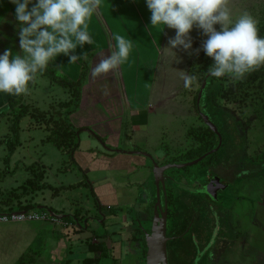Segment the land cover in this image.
Segmentation results:
<instances>
[{"label":"rangeland","instance_id":"1","mask_svg":"<svg viewBox=\"0 0 264 264\" xmlns=\"http://www.w3.org/2000/svg\"><path fill=\"white\" fill-rule=\"evenodd\" d=\"M121 6L122 5L118 4L116 8H120ZM123 7L124 14L121 18H118V16L114 15V13L112 14L113 16L109 17H106L100 11L99 13L97 10L94 13V19H92L90 22V30L93 31L92 26H94L95 31H93V36L96 48L91 50V52H86L84 55L82 62L83 65L80 68L78 76L81 75L85 62H88V65H90L92 61H95L97 55L106 49V42L109 41L112 34L110 31L116 35L122 34L123 32L121 29L123 27L126 31V34L129 35V39L132 41V43L135 42L137 44L138 41V45L136 47L139 51L138 55L140 57V61H138L136 69L139 70V82L142 83L138 85L137 98L135 99L137 104L135 105H140L146 114L145 120L143 121L142 119V122H146V118L148 117L147 114L153 115L154 118L150 119L147 125H134L131 120H128V122L125 121L127 123H122L121 133H119L117 132L119 130L110 127L111 125L106 127L104 126V122H99L98 120L102 121L101 117L94 116L97 117L98 124H96L93 120H87L90 121L89 123H91V126L94 125L92 126L93 128L88 129V133L90 134L88 138H91L92 140L96 139L97 142L95 141L92 143V146L96 148H99L100 144V146H103V148L108 147L110 149L125 150L129 152L145 151L151 153L155 158L159 159L164 157L166 150L169 154H179L177 157L178 161H187L193 159V157L195 158L196 154L198 153L197 151L202 147L201 146L197 149V146L204 143L207 139L206 125L197 113L194 105V96L202 84L201 73L199 69L204 64L207 56L201 47L206 37L202 34V30L194 27L190 32V37L193 42L192 48L184 50L181 46L174 49V51L177 53V59H174V57L168 51L162 50V48L168 46V40L170 37H174L175 30L166 27L164 35L161 38L162 28L157 29L151 27L150 22H148V18L145 19L147 22L145 23L144 19L141 15H139L136 9L134 13H131L129 6L123 5ZM227 7L230 9L233 18H236L240 14L247 12L256 20L257 24H264V0H227ZM101 8L103 11L104 6H101ZM142 15L145 17V14ZM215 27L219 30V25H216ZM101 45L103 48L99 50ZM197 49H200L199 52H197ZM130 59L131 58H129V60ZM129 60L120 67V73L122 75L120 77L121 85L123 89H125L127 95L131 94L130 80L132 81V79L127 74V72L130 70H126V67L130 66ZM130 62L132 64V61ZM141 65H143V68H141ZM121 68H123V70H121ZM43 80L44 78L39 79L38 84H43V82H41ZM227 83L228 82H225V84L223 83V86H225ZM47 88L48 87L46 86H42L40 89L38 88V91L40 90L43 94L45 93V95H41V100L38 105L43 107L44 103H47L48 108L53 103L55 106H52L54 108H58L59 104L53 102V99H57L54 97L55 94H53L52 91H45ZM215 88V92L217 94L221 87L217 85ZM50 93H52V100L50 97L47 98V95ZM84 93L85 87L82 91L83 96ZM63 100H66V95ZM207 100H209V98L203 99L201 101L200 110L202 113L213 118L214 121L217 122L218 120L217 125H222L224 123L228 125L227 132L231 138L230 142L232 141V143L236 146V155L233 159V162H238V165L241 166L244 160L245 162L249 163L250 161H253L251 160L253 158L255 162L260 159V155L264 150V127L259 123V121L256 120L246 124L248 118L252 115L250 106L246 104L226 102L224 99L217 97L213 98L211 100V105L208 106ZM148 103L150 104L149 106H147ZM51 108L49 107L50 110ZM98 108L102 109L100 105ZM207 108L211 112L216 110L217 120L216 118L212 117V114L209 115ZM86 109H88V107L84 105V101L82 100L79 110ZM128 112L131 113V110L126 108L125 114H128ZM130 118L131 117L128 116V119ZM68 121L73 126L77 127L76 123L78 122L76 121L78 120L69 118ZM83 121H85V118ZM28 122V124L33 127H37L38 125V123L33 122L32 119L30 121L28 120ZM41 124L43 125V122ZM2 125L3 121L0 123V131L4 127V125ZM219 128L220 130L222 129L223 133L225 134L224 128L221 126ZM28 130L35 138H31L32 141H35L31 143V145L34 147L37 146L36 148H32L30 150L31 154L35 156L40 155V157L43 155L44 160L51 163L50 165L52 167V171L48 177V181L56 184H61V181L64 183L80 182V180L83 178V173L79 168H74V170H68L64 172L60 171L57 176L54 175V172L57 171L58 166H60V162H68L66 159L67 155H62L60 150L57 149V147L51 142L42 144L38 139L43 138L45 133L39 127ZM93 131L95 134L98 132L102 133L104 142L99 141V138L94 136ZM125 131L129 132V138H127L126 133L124 134ZM82 137L83 138L81 139L79 135L76 140L80 147L85 146V142L87 140V136L85 134H83ZM37 142H40V144ZM128 154L130 158L127 160L121 159L119 155H114L113 158L110 159L111 166L123 168L131 166L133 169H138L137 166L148 162V159L143 155L136 153ZM169 154H167V156H170ZM105 156L101 155L98 151V153L94 155V159L92 161L93 165L97 166L104 163V165L109 166V159ZM116 157L121 161L116 160ZM193 166L194 165H192V167ZM116 169L117 168H115V170ZM126 171L127 173H124V171L121 174L124 175L126 180L130 179L133 185H130V182H127L126 184H123V186L119 185V187H117L116 196L118 200H122L127 203L126 205H123L121 210L122 214H127V210L132 208L129 203L132 201L133 203H137L138 201H136L134 197H136L138 194L141 195L139 193L140 184L138 185L135 183V181L138 179V175H135V173L134 175L132 174V176L135 178L133 179L132 176H129L128 174L129 168H127ZM111 179L113 180L112 182H114L113 177H111ZM253 189L255 192L253 194H255L256 197V206L258 210L254 230L255 241L253 244L255 246L257 259L256 264H264V178L258 179L255 175V184ZM45 192L48 193L46 198L48 203L54 206L56 203H60L66 210L71 212L75 210H82V214H84L85 209L89 210L94 206V198L91 194V190L82 182L74 188L61 190L59 194L54 195L52 198L50 197V191ZM137 200L142 201V199L139 197ZM112 211H116L115 214L112 213L111 215L106 216L105 221V224L107 225L106 229L109 234L117 228V223H123L119 219L118 210L114 208ZM97 215H100L99 212H97ZM117 230L118 231H115V233L121 232L120 229ZM123 234L125 237L127 236L125 233ZM111 238L114 240L116 237L112 236ZM123 248L121 250L123 264H127ZM83 249L84 251L75 254L76 256H74L73 260L69 262L70 264H78L79 259L81 260V258L91 255V252L86 250L85 247H83ZM45 251L46 252H44V256L47 255L48 250L45 248ZM66 263L67 262L65 261V258H61L60 264Z\"/></svg>","mask_w":264,"mask_h":264},{"label":"crops","instance_id":"2","mask_svg":"<svg viewBox=\"0 0 264 264\" xmlns=\"http://www.w3.org/2000/svg\"><path fill=\"white\" fill-rule=\"evenodd\" d=\"M118 4L122 6L120 8H116ZM123 5L129 6L131 13H134L136 9L139 15H141L144 19L145 23H147L145 20L146 18H148V22H150V12L147 9L145 0H103V11L101 10V7L97 9V11L102 12L106 17L113 16L112 14L114 13V15H117L118 18H121L124 14ZM14 10L15 5L12 4L10 0H0V53H3L6 49H11L13 53L20 52V29L18 27V22L15 19ZM142 14H145V17ZM92 19H94V17H92L89 21V32L91 31L90 22ZM92 28L93 31H95L94 26H92ZM148 28L150 29L149 26ZM165 29L161 30V38L164 35ZM93 31L90 33L93 37V44L89 45L86 43L83 47L78 46L75 50V54L83 55L80 56L76 61L69 62V57L63 54L58 56L53 61V66L57 74L65 75L70 79H77L79 77L78 74L80 72L81 66L83 65L82 62L84 55L86 52H91V50L96 48ZM121 31L123 33L118 35L125 36V38L129 39V35L126 34V31L123 27ZM110 32L112 34L109 41L106 42V49L97 55L95 61H92L90 64L91 66L88 65L89 68L87 71V77L82 85L83 88L85 87L84 96L82 94V88L79 107L75 112L70 114L69 118L78 120L76 121L78 122L76 123L77 127L84 126L85 128L87 127L89 129L93 128L92 126L94 125L91 126V123H89L90 121H87L93 120L96 124H98V121L104 122V126L106 127L111 125L110 127L119 130L117 132L121 133L122 123L125 121L128 122V120H131L134 125H147L148 121L154 117L153 115L147 114L148 117L146 118V122H142L140 116L142 117L143 113L145 112L140 105H135L137 104L135 99L137 98L138 85L142 83L139 82L138 75L140 73L139 70L136 69V65L138 61H140V57L138 55L139 51L136 47L138 45V41L137 44L133 42V49L129 56L131 59H128L130 66L126 67V70H130L127 72V74L132 79V81L129 79L131 86L130 95H127L125 89H123L121 85L120 77L122 75L120 73V68H118L115 73L110 72L95 77L91 74L92 68L96 63L99 62L100 58L103 55L110 54L109 49L114 48L115 46L114 35L116 34L112 31ZM101 48H103L102 45L100 46L99 50H101ZM130 61H132V64ZM141 68H143V65H141ZM121 70H123V68H121ZM43 78L44 80L41 81L43 84H38V80ZM42 86L48 87L45 89V91H52V93L55 94L54 97L57 99H53V102L56 103L63 101L65 95L67 99V88L54 84L47 77L40 74H37L33 85L29 86V90L26 94L14 95L0 92V112H5L4 114L0 115V123L3 121L4 125L0 131V210H5L8 208H11L12 211L24 210V206L30 204V206L33 205V208L36 209H39L40 206H47L54 210L57 214L67 213L71 214L72 217L67 216L61 219L62 223L56 224L50 221L0 222V264H14V262L17 261L22 255L26 256L28 259L34 256L33 264H60L61 258L63 257L67 262L66 264H70L69 262L73 260V257L76 256V253L84 251L83 247L88 250L87 242H100L108 249L109 255L101 259L99 264H123L121 250L122 246L126 244L127 237H125L123 233L127 235L129 231L133 230V226L132 224H127L129 220L128 215L121 213L123 205H126L127 203L122 200L119 201L116 196V192L119 185L123 186V184H126L127 182H130V185H133L130 179L126 180L124 175L121 173L124 171V173H127L126 169L129 168L128 174L129 176H132V174L134 175L135 173L133 172L135 168L133 169L131 166L124 168L112 167L110 164V159H112L114 155H119L121 159L127 160L130 158L128 153L115 152L113 150H109L106 147L103 148V146H100V144L99 148H96L92 146V143H94L96 139L92 140L91 138H88L90 134L88 133L87 129V131L83 130L81 133H79L81 139L83 138V134L87 136L85 146H78L77 150L73 153V163H71V165L68 162L66 163V161H62L63 164L60 162V166H58V170L54 172V175L57 176L60 171L64 172L68 170H74V168H79L82 170L83 178L81 180H83V182L86 184L85 186L91 190V194L94 198V206L89 210L85 209L84 214H82V210L79 211L78 215L81 220L78 222L80 225H78L73 219V214L77 210L71 212L66 210L60 203H56L55 206L48 203L46 199L48 193L45 191H50L49 189H41L34 192L24 190L25 192L20 193L22 191L20 186L28 177L32 176V165H34V169L40 167L42 170H44L43 182H48L54 187L73 184L64 183L63 181H61V184H56L48 181V177L52 171V167L50 165L51 163L45 161L43 155L40 157V155L35 156L31 154L30 150L32 148H36L37 146L34 147L31 145V143L35 142L32 141L31 138H35L30 134V131L26 129V126L29 123L27 118H25L22 122L19 145L14 150L10 158L5 161V156L7 153L6 139L11 137V132L9 130V117L11 110L9 102L11 100L21 99L17 105L28 104L41 110H48L49 107L47 108V103H44L43 107L38 105L41 100V95H45V93L43 94L40 90L38 91V88L40 89ZM52 93L48 94L47 98L50 97L52 100ZM82 100L88 109L79 110ZM99 105L102 107V109L98 108ZM149 105L150 104L148 103L147 106ZM16 106L13 108V110H15ZM126 108H129L131 113L128 112V114H125ZM94 116L101 117L102 121H97V117ZM128 116L131 118L128 119ZM84 118L85 121H83ZM143 119L145 120V118ZM128 131L124 132V134L126 133L127 138H129ZM97 134L102 137V133L98 132ZM41 139L42 138H39L38 140L41 141ZM37 143L40 144V142ZM97 150L101 155H106L105 157H108L109 166L104 165V163L97 166L93 165L92 161L94 159V155L98 153ZM116 160L121 161L117 157ZM115 168L117 169L115 170ZM111 177H113L114 182H112L113 180ZM132 178L135 179L134 176H132ZM15 189H17L16 192H12V190ZM53 196L54 195L50 191V197L52 198ZM114 208L118 210L119 219L123 223H117V228L114 231L111 229L113 232L109 234L106 229L107 225L105 224V221L106 216L111 215L112 213L115 214L116 211H112ZM97 212H99V216L97 215ZM102 216H104V218H102ZM84 220H87V228L85 229L82 227ZM117 229H120L121 232L115 233V231H118ZM112 236H115L116 238L113 240L111 238ZM45 248L48 250L46 256H44V252H46ZM98 254L99 253H97V255ZM85 257L81 258V260L79 259L78 264H83L82 260Z\"/></svg>","mask_w":264,"mask_h":264},{"label":"clouds","instance_id":"3","mask_svg":"<svg viewBox=\"0 0 264 264\" xmlns=\"http://www.w3.org/2000/svg\"><path fill=\"white\" fill-rule=\"evenodd\" d=\"M15 5L20 52L6 49L0 53V92L26 94L29 83L43 73L50 62L61 54L76 61L77 47L93 44L89 21L103 0H10ZM150 12V26L171 28L168 51L192 48L191 30H202L206 39L202 50L212 59L207 74L216 79L228 76L241 81L264 65V37L258 34L256 20L247 12L233 18L227 0H145ZM31 5V7H30ZM219 25V30L215 27ZM115 46L92 68V75L115 73L124 65L133 49L130 39L114 35ZM200 49H197L199 52Z\"/></svg>","mask_w":264,"mask_h":264},{"label":"flooded vegetation","instance_id":"4","mask_svg":"<svg viewBox=\"0 0 264 264\" xmlns=\"http://www.w3.org/2000/svg\"><path fill=\"white\" fill-rule=\"evenodd\" d=\"M200 103L197 99L194 103L199 116ZM208 113L210 115L209 109ZM220 126L223 127L216 125L220 145L217 147L219 136L212 131L217 142L193 159L178 161L179 154H169L165 149L164 157H154L158 167H164L181 165L205 154L193 167H168L157 174L156 179L147 158L148 162L133 171L138 175L135 183L140 184L141 195L134 197L138 202L132 201V208L127 210L129 220L126 222L133 226L127 233L124 248L122 246L127 264H146L147 244L141 234L150 230L154 208L159 216L166 213L169 264H256L253 244L258 213L253 194L255 160L249 163L244 160L241 166L234 163L236 146L224 138ZM227 144L234 150L229 151ZM216 147L215 151L207 153ZM138 197L142 201L137 200Z\"/></svg>","mask_w":264,"mask_h":264},{"label":"trees","instance_id":"5","mask_svg":"<svg viewBox=\"0 0 264 264\" xmlns=\"http://www.w3.org/2000/svg\"><path fill=\"white\" fill-rule=\"evenodd\" d=\"M257 28H258V34L261 37H264V24H257ZM212 62H213L212 59L206 56L204 64L199 69L201 73V81L203 82V80H206V85L202 91L200 102L203 99L209 98V100H207V104L209 106L211 105V100L217 97L224 99L226 102L246 104L250 106L252 110V115L248 118L246 124L256 120L259 121V123L264 127V65H261L256 70L248 73L243 78V80L233 82V80L228 76L222 77L220 79L210 77L207 74V69ZM88 68H89L88 62H85L82 73L77 79H70L63 75L57 74L53 66V62L49 63L48 67L43 73H38L42 76L47 77L54 84L67 88V95H68L67 99L60 102H56L57 104H59L58 108H54L52 106L54 105L53 103L49 106L50 108L52 107L51 110L50 109L41 110L37 107H33L28 104L17 105L19 104L21 99L11 100L9 102V106L11 109L10 117H9V130L11 132V137L6 139L7 153L5 156V161L10 158L14 150L19 145L20 143L19 137H20V131L22 129L21 127L22 122L24 121L25 118H28L29 121L32 119L33 122H37L38 123L37 127H39L41 130L44 131L45 134L44 137L41 139V143L43 144L47 142L53 143L57 147V149L60 150L62 154L67 155L66 158L67 161L69 163H73V153L77 150L79 146L78 143L76 142L77 137L79 136V133H81V131L86 129L88 130L89 128L87 127L85 128L84 126L75 127L68 120L70 114L75 112L79 107V103L81 99V88L86 79ZM225 82L228 83L225 86H223ZM33 83L34 80L29 83V86L33 85ZM217 85H219L221 89L216 94L215 86ZM196 99H197V93L194 96L195 104H196ZM15 106L16 108L15 110H13ZM4 113L5 112H0V115ZM216 113H217L216 110L214 112L210 111V114L213 115L212 117L216 118L217 120ZM145 115L146 114L143 113V116L142 117L140 116L141 120L145 118ZM209 118L211 117L209 116ZM211 121L215 125H217L218 120L216 122L213 120V118H211ZM42 122L44 126L41 124ZM222 125L224 128L228 126L226 123ZM37 127H33L27 124L26 129L37 128ZM224 131H225V134L223 133L224 138L227 139V141H230L231 140L230 135L228 134L226 129H224ZM206 133H207V139L204 142L205 144L202 143L204 145L197 151L198 153L196 154V156L202 154L204 151H206L208 148H211L214 145V143L217 142V138L215 134L207 126H206ZM93 134L101 141H104V139L100 137L98 134H95L94 132ZM226 146H228L227 149L229 151H232V149L234 150V147H232L231 145L227 144ZM213 155L215 156V154ZM31 171H32V176L28 177L20 186L22 189L20 193H23L25 191L34 192L41 189H49L53 195H56L63 189L74 188L77 185H79L81 182L84 183L83 180H80V182L77 183L54 187L48 182H43L44 170H42L40 167L34 169V165H32ZM254 174L258 179L264 178V150L263 153H261L260 155V159H258L255 162ZM16 190L17 189L12 190V192H16ZM24 208L25 210L32 209L33 205L30 206V204H27L24 206ZM6 210L10 211L11 208L0 210V212ZM78 214L79 211H75L73 216L79 221L81 219ZM148 230L149 229H147V231ZM141 235L143 237L142 239H145L144 233ZM87 247H88V251L91 252V255L86 256L82 260L83 264H99L101 259L109 255L108 249L105 247V245H103L100 242L98 243L87 242ZM97 253L99 254L97 255ZM33 257L34 256L28 259L26 258V256L22 255L19 257L17 261L14 262V264H33L34 263Z\"/></svg>","mask_w":264,"mask_h":264},{"label":"water","instance_id":"6","mask_svg":"<svg viewBox=\"0 0 264 264\" xmlns=\"http://www.w3.org/2000/svg\"><path fill=\"white\" fill-rule=\"evenodd\" d=\"M206 84V80H204L201 84L200 90L198 92V96H197V102H199L201 95H202V91L205 87ZM200 116L204 122L205 125H207L208 127H210L212 129V131H214L215 133H217V135L219 136V142L217 147L220 145V133L217 130L216 125L211 121V119L208 117L207 114L204 113H200ZM99 141H101L99 139ZM216 148L210 150L207 153L213 152L215 151ZM108 148V147H106ZM109 150H113L115 152H128V153H136L139 155H143L146 158H148L151 163H152V170L155 173L156 179H157V174H159L161 171L165 170L168 167H176V168H180V167H184V166H188V165H192L194 163H197L198 161H200L204 156H200L198 158H196L193 161L181 164V165H176V164H170L164 167H158L157 163L155 162V158L153 155H151L149 152H145V151H125V150H118V149H110ZM158 181V180H157ZM39 209H43L48 211L52 216L58 218V219H63L67 216H71V214H57L54 210H52L51 208L47 207V206H40ZM102 218H104V216H102ZM74 221L78 224V219H76L75 217L73 218ZM87 220L83 221V229L87 228ZM144 237L146 240V244H147V252H146V264H169L168 261V253H167V236H166V213L163 212L161 216H159V214L157 213V209L154 208V216H153V220H152V224H151V228L149 231H145L144 232Z\"/></svg>","mask_w":264,"mask_h":264},{"label":"built area","instance_id":"7","mask_svg":"<svg viewBox=\"0 0 264 264\" xmlns=\"http://www.w3.org/2000/svg\"><path fill=\"white\" fill-rule=\"evenodd\" d=\"M33 221H50L54 224L62 223L61 219L52 216L48 211L43 209L27 210H6L0 212V222H33Z\"/></svg>","mask_w":264,"mask_h":264}]
</instances>
